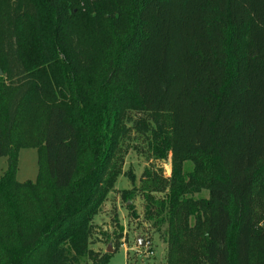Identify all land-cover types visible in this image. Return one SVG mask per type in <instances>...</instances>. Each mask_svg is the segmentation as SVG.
<instances>
[{"label": "trees", "instance_id": "1", "mask_svg": "<svg viewBox=\"0 0 264 264\" xmlns=\"http://www.w3.org/2000/svg\"><path fill=\"white\" fill-rule=\"evenodd\" d=\"M0 68V264H108L91 236L126 121L172 155L122 193L166 226L165 264H264V0H0Z\"/></svg>", "mask_w": 264, "mask_h": 264}, {"label": "rangeland", "instance_id": "2", "mask_svg": "<svg viewBox=\"0 0 264 264\" xmlns=\"http://www.w3.org/2000/svg\"><path fill=\"white\" fill-rule=\"evenodd\" d=\"M127 113L133 119H142V115H144L135 111ZM125 127H127L128 135L124 139L121 149L122 175L119 176L114 189L108 195L102 212L93 221L94 231L91 236L90 248L100 257L111 255L108 264H165L167 245L162 238V233L166 230V226H163L161 232H158L143 220L145 202L142 193L136 192L132 200L133 211L127 208V202L123 201L122 193L140 189L142 185L140 178L146 170L169 178L172 174V155L169 154L163 160L153 159L148 150L146 136L137 133L127 121ZM193 168L192 163H186L184 170L192 171ZM5 170H7V160L0 158V176ZM127 173L129 176L125 175ZM37 175V150L35 148L21 149L18 156L16 180L20 183L35 182ZM155 196L161 197L160 194H155ZM199 196L208 195L203 192L195 197ZM119 227L122 228V231ZM138 237L144 239L146 243L144 248H139ZM109 247L111 252L107 251ZM150 252L152 253L150 254ZM84 264L91 263L85 261Z\"/></svg>", "mask_w": 264, "mask_h": 264}, {"label": "water", "instance_id": "3", "mask_svg": "<svg viewBox=\"0 0 264 264\" xmlns=\"http://www.w3.org/2000/svg\"><path fill=\"white\" fill-rule=\"evenodd\" d=\"M2 75H3V72H2V70H1V68H0V77H1ZM137 241H138V246H139V248H144V247L146 246V243H145V241H144V239H143L142 237H138ZM107 251H108V252H111L110 247L107 249Z\"/></svg>", "mask_w": 264, "mask_h": 264}, {"label": "built area", "instance_id": "4", "mask_svg": "<svg viewBox=\"0 0 264 264\" xmlns=\"http://www.w3.org/2000/svg\"><path fill=\"white\" fill-rule=\"evenodd\" d=\"M152 252H150V254H151Z\"/></svg>", "mask_w": 264, "mask_h": 264}]
</instances>
